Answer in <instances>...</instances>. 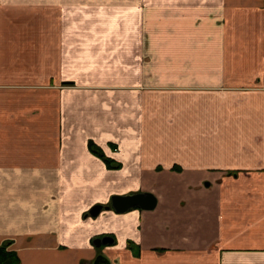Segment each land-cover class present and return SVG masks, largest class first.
I'll return each mask as SVG.
<instances>
[{
    "label": "crops",
    "instance_id": "obj_1",
    "mask_svg": "<svg viewBox=\"0 0 264 264\" xmlns=\"http://www.w3.org/2000/svg\"><path fill=\"white\" fill-rule=\"evenodd\" d=\"M139 192L153 210L89 213ZM6 244L17 264H264V0H0Z\"/></svg>",
    "mask_w": 264,
    "mask_h": 264
},
{
    "label": "water",
    "instance_id": "obj_2",
    "mask_svg": "<svg viewBox=\"0 0 264 264\" xmlns=\"http://www.w3.org/2000/svg\"><path fill=\"white\" fill-rule=\"evenodd\" d=\"M157 205V198L151 192H139V193H131V194H115L112 196L111 204L102 205L96 204L94 205L89 213L92 216H98L103 209H111L114 208L118 213H124L130 210L132 207L139 206L144 210H153ZM114 242V238L111 236L98 237L94 240V244L98 247L102 245L111 244ZM103 259L102 256L98 257L97 260ZM104 260V259H103ZM100 264H109L108 262H102Z\"/></svg>",
    "mask_w": 264,
    "mask_h": 264
},
{
    "label": "trees",
    "instance_id": "obj_3",
    "mask_svg": "<svg viewBox=\"0 0 264 264\" xmlns=\"http://www.w3.org/2000/svg\"><path fill=\"white\" fill-rule=\"evenodd\" d=\"M89 146H90V150L94 154L102 157L109 166H111V167L114 166V161L111 158L105 156L101 147H99L98 145H96L92 141L89 143ZM7 246H8V244L0 246V263L1 264H17V263H19L20 259H19L17 252L13 251V250H9L7 248Z\"/></svg>",
    "mask_w": 264,
    "mask_h": 264
},
{
    "label": "rangeland",
    "instance_id": "obj_4",
    "mask_svg": "<svg viewBox=\"0 0 264 264\" xmlns=\"http://www.w3.org/2000/svg\"><path fill=\"white\" fill-rule=\"evenodd\" d=\"M228 177H238V173L235 171H229L227 172Z\"/></svg>",
    "mask_w": 264,
    "mask_h": 264
},
{
    "label": "flooded vegetation",
    "instance_id": "obj_5",
    "mask_svg": "<svg viewBox=\"0 0 264 264\" xmlns=\"http://www.w3.org/2000/svg\"><path fill=\"white\" fill-rule=\"evenodd\" d=\"M102 262L104 263L105 261H104L103 259H100V260L98 259L97 261H95L94 264H100V263H102Z\"/></svg>",
    "mask_w": 264,
    "mask_h": 264
}]
</instances>
